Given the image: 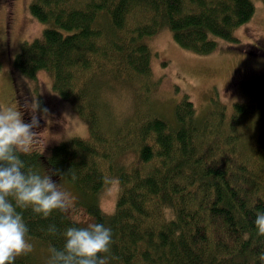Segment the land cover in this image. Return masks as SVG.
Instances as JSON below:
<instances>
[{
    "label": "trees",
    "instance_id": "16d2710c",
    "mask_svg": "<svg viewBox=\"0 0 264 264\" xmlns=\"http://www.w3.org/2000/svg\"><path fill=\"white\" fill-rule=\"evenodd\" d=\"M29 11L50 26L21 44L13 66L34 79L46 71L52 91L88 122L87 136L21 156L25 172H56L51 179L85 216L16 209L28 241L48 250L46 264L67 228L95 223L112 232L106 264H264L254 223L264 213V72L242 81L230 109L213 99L197 118L181 94L164 117L153 106L147 44L162 28L197 55L213 52L217 40L238 42L233 31L252 17L251 0H32ZM120 91L143 101L124 102L134 119L117 125L110 106L120 105ZM109 184L117 195L105 214L98 199ZM40 262L31 251L14 264Z\"/></svg>",
    "mask_w": 264,
    "mask_h": 264
},
{
    "label": "rangeland",
    "instance_id": "374dc122",
    "mask_svg": "<svg viewBox=\"0 0 264 264\" xmlns=\"http://www.w3.org/2000/svg\"><path fill=\"white\" fill-rule=\"evenodd\" d=\"M31 1L0 0V109L18 108L22 112L23 122L29 123L31 113L26 105H31L34 99L39 103V127L34 131L40 132L41 145L36 147L38 150L47 142L43 151L45 155L56 143L73 136H87L88 122L77 114L69 101L52 91L50 76L46 71L38 72L34 79L13 66V58L21 44L40 38L43 29L50 26V23L39 22L30 14ZM251 2L254 7L252 17L233 31L238 42L217 40L216 49L209 54L197 55L180 48L167 28L160 29L147 41L153 52L152 79L157 82L158 91L153 106L158 114L169 117L171 108L179 101L181 94H187L197 118L203 116L213 99L230 109L232 102L242 97V81L264 72V5L261 0ZM115 88H118V84H115ZM132 92H118L119 106H110L109 102L117 125L121 120L133 117V110L121 108L124 102L131 104L132 95L138 101H143L140 93ZM139 108L141 113L148 111L145 106L140 105ZM43 109H47V113H43ZM116 195L115 184H109L101 192L98 203L103 213L113 211ZM77 215L80 214H76L77 218L85 217ZM31 245L32 251L41 260L40 264H46L48 250L35 243Z\"/></svg>",
    "mask_w": 264,
    "mask_h": 264
},
{
    "label": "clouds",
    "instance_id": "9594fccd",
    "mask_svg": "<svg viewBox=\"0 0 264 264\" xmlns=\"http://www.w3.org/2000/svg\"><path fill=\"white\" fill-rule=\"evenodd\" d=\"M26 107L31 113L29 123L23 122L18 108L0 109V264H14L17 257L32 251L28 229L17 208H30L44 218L54 211L69 217L76 212L71 194L61 190L51 179L56 172L41 176L23 170L21 156L31 155L41 145L40 132L34 131L39 127V103L34 99ZM42 112L47 113V109ZM46 143L39 154H43ZM254 223L259 233L264 234V213L259 214ZM55 231V227L50 226L49 232L54 234ZM63 235V249L50 248V264H106L103 254L110 252V228L95 223L85 228L69 227Z\"/></svg>",
    "mask_w": 264,
    "mask_h": 264
}]
</instances>
